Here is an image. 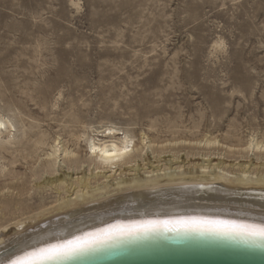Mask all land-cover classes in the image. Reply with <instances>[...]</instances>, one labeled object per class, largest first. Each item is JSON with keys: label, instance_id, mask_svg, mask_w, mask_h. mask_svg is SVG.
<instances>
[{"label": "rangeland", "instance_id": "rangeland-1", "mask_svg": "<svg viewBox=\"0 0 264 264\" xmlns=\"http://www.w3.org/2000/svg\"><path fill=\"white\" fill-rule=\"evenodd\" d=\"M1 115L16 138L0 145V232L74 197L69 177L115 183L172 161L182 176L204 174V162L230 178L243 164L255 178L264 148L248 146L264 142V0H0ZM105 127L152 146L133 164L97 168L87 136L106 139ZM55 141L74 156L59 152L45 170ZM60 177L68 183H51Z\"/></svg>", "mask_w": 264, "mask_h": 264}, {"label": "bare ground", "instance_id": "bare-ground-1", "mask_svg": "<svg viewBox=\"0 0 264 264\" xmlns=\"http://www.w3.org/2000/svg\"><path fill=\"white\" fill-rule=\"evenodd\" d=\"M15 127L14 122L0 116V145L13 143L16 137L12 131ZM101 132L106 139H99L94 135L87 136L91 153L89 161L94 163L97 168L109 167L113 169L117 166H127V164L138 161L136 159L139 156L138 151L142 152L145 146H152L151 142L147 145L143 139V146L138 147L131 134L118 128L105 127ZM3 134H5L4 137ZM210 142L212 141L209 140L207 143ZM36 143L42 144L43 142L38 140ZM28 145L27 141L20 143L23 148ZM58 145L59 142L55 141V144L51 146L53 150L48 153V156H52L54 159L45 162L43 167L45 170H53L58 162L59 152L64 153V156H74V152L69 147ZM248 148L262 149L264 142L259 141L255 145L251 143ZM126 149L127 151H125ZM22 157L26 158L27 156L23 155ZM72 162L73 164L81 163L77 157ZM219 163L223 164L222 161ZM173 165L170 161L164 168L155 166L147 171L148 175L144 177L137 173L141 169L139 165L138 167L133 165L135 168H130L134 169L135 173H132L133 175L131 174L129 178L118 177L115 183L99 185L91 184L90 178L85 175L74 177V179L69 177V183L66 178L61 177L51 180V183H56L57 186L65 182L70 185V188L74 186L73 194L75 196H62L56 209L44 210L45 216L39 217L36 214L29 217V220L23 218L18 223H14L15 226L9 231L6 227L3 228L0 232V264H8L10 259L22 256L27 252L52 245H66L70 241L82 243L85 240H96L98 242L91 245L85 244L81 249L46 261L45 264H63L78 256L105 249V247L119 246L122 243L147 238L157 240L205 236L264 245V238L249 239L245 238V235L237 233L225 234L163 227L148 231L141 230L131 235L113 234L110 238L103 239L108 235L105 230L118 233L127 231L126 226L142 225L147 221H175L187 217H205L235 221L239 224L264 226V170L260 173L256 172L255 178H251L254 172L243 168V164H241L239 166L240 173L235 174L234 178H230L231 176L229 177L227 174L231 172L223 170L219 164L215 166V169L218 167V171L214 169L213 174L205 172L204 169H210L209 164L202 162L201 165L199 164V170L203 169L201 173L204 174L201 175L199 171H196L195 174L182 176L176 170L181 165L174 168ZM262 165L264 166V164ZM4 167L3 165L0 176H6L3 173ZM160 170H163L162 175L154 174ZM106 177L111 176L106 175ZM46 184L48 182L42 185ZM69 192L71 190L68 188L67 193ZM18 209L23 210L21 207ZM51 212L52 214H50ZM0 215H2L1 207Z\"/></svg>", "mask_w": 264, "mask_h": 264}, {"label": "water", "instance_id": "water-1", "mask_svg": "<svg viewBox=\"0 0 264 264\" xmlns=\"http://www.w3.org/2000/svg\"><path fill=\"white\" fill-rule=\"evenodd\" d=\"M63 264H264V245L205 236L147 238L105 247Z\"/></svg>", "mask_w": 264, "mask_h": 264}, {"label": "snow or ice", "instance_id": "snow-or-ice-1", "mask_svg": "<svg viewBox=\"0 0 264 264\" xmlns=\"http://www.w3.org/2000/svg\"><path fill=\"white\" fill-rule=\"evenodd\" d=\"M127 151V149L125 150ZM184 228L189 230H204L218 233H237L245 235V238H264V226H254L239 224L235 221L209 219L205 217H187L180 220L170 221H147L142 225L126 226L127 231L112 233L111 230H105L108 233L103 239L110 238L111 235H131L137 231H148L155 228ZM92 235V234H90ZM96 240H85L82 243L70 241L66 245H52L47 248H41L37 251L27 252L22 256L10 259L8 264H45L46 261L54 260L59 256L66 255L77 249H81L85 244L91 245Z\"/></svg>", "mask_w": 264, "mask_h": 264}]
</instances>
